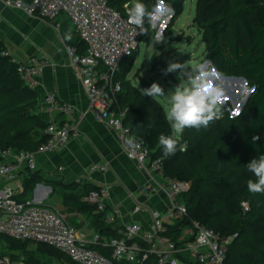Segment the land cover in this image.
<instances>
[{"label":"trees","instance_id":"1","mask_svg":"<svg viewBox=\"0 0 264 264\" xmlns=\"http://www.w3.org/2000/svg\"><path fill=\"white\" fill-rule=\"evenodd\" d=\"M126 1L106 0L122 13ZM168 1L178 15L184 0ZM143 3L149 15L155 0ZM192 25L198 29L205 57L216 71L243 77L253 88L239 115L228 116L225 108L219 107L216 121L206 127L185 128L179 135L177 151L163 157L157 138L171 134L165 111L157 99L143 95V90L124 79L138 47L121 61L115 74L121 90L113 107L126 110L123 124L151 153V159H160L162 177L189 183V189L180 197L189 218L222 235L236 234L228 246L225 264H264V193L247 190V181L254 177L245 167L250 159L264 154V0H196ZM148 29L147 16L138 42ZM71 45L80 53L85 50L78 37ZM2 52L5 48L0 42V149L35 151L46 139L47 124L36 114V92L21 78L15 61ZM25 176L19 200L26 199L34 182L40 180L36 171H27ZM242 202L249 206L245 212ZM63 205L93 212L94 231L116 235L104 223L102 214L80 197L64 194ZM0 242L6 250L23 253L26 264H48L42 257L56 264H78L44 243L15 240L2 233ZM27 243H34L36 248H26Z\"/></svg>","mask_w":264,"mask_h":264},{"label":"built area","instance_id":"2","mask_svg":"<svg viewBox=\"0 0 264 264\" xmlns=\"http://www.w3.org/2000/svg\"><path fill=\"white\" fill-rule=\"evenodd\" d=\"M0 1L7 7L40 16L52 23L61 13L67 16L85 50L80 53L75 46L66 43L64 51L84 90L89 109L97 121L114 130L128 159L134 160L138 168L161 178L154 185H143L140 192L148 195L161 191L168 198L163 211L149 210L150 220L146 228L137 222L116 226L118 209L107 208L103 202L107 186L98 185L88 191L84 202L102 214L104 223L114 230L115 236H105L89 229L79 232L42 199L19 200L23 185L17 182L18 175L23 170L35 171V154L58 150L71 137L78 135L74 109L49 93L42 100V108L63 114L65 120L47 124L44 129L46 139L35 151L0 149V233L15 240L47 244L78 264H225L228 246L236 234L222 235L189 218L180 199L189 189V183L162 177L160 159H151V153L123 124L126 110L113 107L121 90L115 74L121 61L138 47L137 38L141 33V29L127 23L126 4L122 13L108 5L106 0ZM155 4L159 10L168 8L161 0H156ZM166 14L171 16L173 9ZM142 27L144 29V24ZM54 28L59 29L57 22ZM2 54L7 55L6 52ZM15 63L21 78L31 86V78L39 74L45 60ZM107 168L106 164H96L90 170L106 171ZM241 208L243 212L247 211L248 203L242 202ZM142 209L140 203H135L132 211ZM23 261L20 258L17 264H24ZM0 264L16 263L9 256L0 254Z\"/></svg>","mask_w":264,"mask_h":264},{"label":"crops","instance_id":"3","mask_svg":"<svg viewBox=\"0 0 264 264\" xmlns=\"http://www.w3.org/2000/svg\"><path fill=\"white\" fill-rule=\"evenodd\" d=\"M56 22L58 30L54 28ZM67 33L71 34V39L64 38ZM76 38L72 23L63 13L52 23L7 7L0 1V42L7 55L22 63L30 59L45 60L39 74L31 78L30 87L37 94V116L46 124L65 120L63 114L41 106L43 98L53 93L59 102L74 109L73 118L78 131V135L71 137L62 148L35 154V171L40 180L34 182L26 198L42 199L79 232L84 229L93 232V212H80L73 206L63 205V195L80 197L84 202L87 190L105 185L107 196L103 202L107 208L115 207L119 211L115 225L137 222L146 228L150 220L149 210L163 211L168 198L161 191L143 195L140 189L143 185L160 182L161 178L138 168L134 160L126 157L114 130L94 118L64 51V45L73 44ZM96 164H106L108 168L106 171H91ZM26 173L27 170L20 172L18 183L23 185ZM53 198L57 200L55 205L49 203ZM135 203H140L143 209L133 212ZM23 262L26 264L25 259Z\"/></svg>","mask_w":264,"mask_h":264},{"label":"rangeland","instance_id":"4","mask_svg":"<svg viewBox=\"0 0 264 264\" xmlns=\"http://www.w3.org/2000/svg\"><path fill=\"white\" fill-rule=\"evenodd\" d=\"M161 1L168 8L164 13L162 12L163 14L157 15L159 8L156 7L157 4L152 5L148 15L149 29L143 40L138 42V51L132 68L124 79L130 85L139 87L141 90L150 86L152 82H156L162 87L165 94L167 92L170 94L175 86H188L198 77L200 71L207 70L210 73L209 82L213 85L219 83L225 91L219 107L225 108L228 116H238L246 105L253 88L247 82L238 81L240 76L218 73L210 60L205 57L201 35L198 29L192 25L196 0H184L181 12L175 15L173 10L171 16L166 14L172 9L171 3L168 0ZM125 4L130 6L131 0H127ZM171 62L182 63V73L180 70L167 72V65ZM155 99L162 105L166 114L168 96ZM212 121H216V119L214 118ZM258 194L262 195V193ZM49 203L55 205L57 200L50 199ZM26 248L32 250L36 246L34 243H27ZM0 254L9 256L16 264L20 258L25 259V255L21 252L6 250V245L2 242H0ZM41 260L48 264H56L54 260L47 257H42Z\"/></svg>","mask_w":264,"mask_h":264},{"label":"clouds","instance_id":"5","mask_svg":"<svg viewBox=\"0 0 264 264\" xmlns=\"http://www.w3.org/2000/svg\"><path fill=\"white\" fill-rule=\"evenodd\" d=\"M125 7L127 23L143 32L142 26L148 16V10L143 0H131L130 6L125 5ZM163 11L164 9L161 8L157 15ZM64 38L71 39V34L67 33ZM176 70H180L182 73V63L171 62L167 65V72ZM209 76L210 73L207 70H202L188 86H175L170 94L168 92L165 94L162 87L156 82L143 88V95L150 98L168 96L166 119L169 121L171 134H161L157 138L163 157L167 158L177 151L179 134L185 128L206 127L210 121L219 116V103L225 91L219 83L215 85L210 83ZM245 167L254 177L247 181V190L252 193H264V154L250 159Z\"/></svg>","mask_w":264,"mask_h":264},{"label":"water","instance_id":"6","mask_svg":"<svg viewBox=\"0 0 264 264\" xmlns=\"http://www.w3.org/2000/svg\"><path fill=\"white\" fill-rule=\"evenodd\" d=\"M195 72H196V71H195ZM239 80L242 81L243 83H246V81H245V79H244L243 77H239V78H238V81H239ZM73 221L76 222V220H73Z\"/></svg>","mask_w":264,"mask_h":264}]
</instances>
